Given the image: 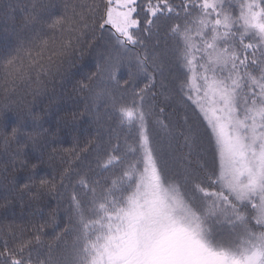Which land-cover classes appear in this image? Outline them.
I'll list each match as a JSON object with an SVG mask.
<instances>
[{
    "label": "snow or ice",
    "instance_id": "snow-or-ice-1",
    "mask_svg": "<svg viewBox=\"0 0 264 264\" xmlns=\"http://www.w3.org/2000/svg\"><path fill=\"white\" fill-rule=\"evenodd\" d=\"M11 7L0 0V9ZM52 7L33 0L25 26L40 28L3 60V108L16 103L24 58L39 63L33 49L42 57L56 43L45 39V26L90 29L107 39L81 87L93 108H112L136 135L123 144L109 135L102 152L97 143L95 175L77 176L69 223L54 241L41 240L47 221L31 238L19 224H0V264H264V0H92L79 10L66 3L49 23ZM72 47L68 39L55 54L70 55ZM172 68L182 70L174 76L181 104L186 98L198 113L197 121L185 114L182 126L166 111L175 95L167 83ZM26 118L38 120L29 108L12 136L35 142L39 133H24ZM63 119L73 123L77 114ZM96 123L98 137L112 131L99 112ZM69 173L40 179L39 188L59 202Z\"/></svg>",
    "mask_w": 264,
    "mask_h": 264
},
{
    "label": "trees",
    "instance_id": "trees-1",
    "mask_svg": "<svg viewBox=\"0 0 264 264\" xmlns=\"http://www.w3.org/2000/svg\"><path fill=\"white\" fill-rule=\"evenodd\" d=\"M11 4V11L0 9V224L16 223L23 228V238H31L36 227L48 224L40 231L44 244L54 241L55 236L69 223V200L72 187L76 185L77 176L87 173L89 177L95 175L91 169L96 168L97 143L101 144V152L108 148L109 135L119 136L121 144L124 138L131 141L136 133L121 127L117 113L104 107L93 108L91 96L83 83H89L88 77L95 72L97 63V46H103L99 31L93 33L90 29H83L79 33L43 28L45 39L54 36L56 43L49 42L48 48L42 57L36 55L33 49L32 57L39 63L31 64L27 57L24 58L23 67L19 75L18 87L13 99L16 103L10 104V110L3 108L4 95V70L3 60L9 53H14L21 38L27 39L34 35L33 29L39 30V25L25 26V17L31 11L33 0H7ZM45 4L53 5L52 16L48 18L51 23L63 15L64 5L92 3V0H42ZM70 11V9H69ZM96 39H93V37ZM71 39L72 49L70 55L60 56L64 41ZM163 39V37H161ZM25 47H33L26 43ZM52 56V60L48 59ZM17 64L20 63L18 60ZM15 71L14 69H11ZM173 75L168 76L167 83L174 91V99L166 108L171 114L172 122L177 126L184 123L185 114L197 121L198 113L191 101L183 98L179 91L178 77L181 69L172 68ZM47 73V74H45ZM39 75L40 82L37 83ZM96 87V81L91 82ZM143 86V85H141ZM31 109L37 121L26 118L23 123L24 133H39L35 142L28 135L12 136L13 128L17 127L18 115L26 117L27 110ZM99 112L105 128H110L109 133L101 129L97 136L98 124L96 113ZM77 114L73 123H66L65 117ZM111 116L109 119L108 116ZM203 133V127H201ZM87 151H82L89 145ZM185 151H187L185 149ZM193 167L198 159L191 157ZM206 159L211 161V149L206 153ZM32 164H38L33 169ZM70 169L69 177L65 179L67 189H61L63 198L58 202L54 194L39 188V180L53 178L59 179L64 169ZM116 171H119L118 169ZM108 175H111L109 173ZM31 178V179H30ZM28 184L29 187H25ZM59 187V185H58ZM59 203V209L57 204ZM55 211V222H51V213ZM18 235H21L18 233ZM43 253V249H39Z\"/></svg>",
    "mask_w": 264,
    "mask_h": 264
}]
</instances>
